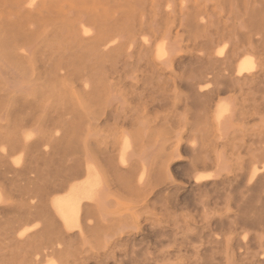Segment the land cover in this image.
<instances>
[{"label": "rangeland", "instance_id": "374dc122", "mask_svg": "<svg viewBox=\"0 0 264 264\" xmlns=\"http://www.w3.org/2000/svg\"><path fill=\"white\" fill-rule=\"evenodd\" d=\"M110 1L92 0L107 8L106 25ZM27 2L0 0V230L17 206L38 205L65 238L68 264H225L227 256L264 264V178L251 181L264 168L254 159L264 113L254 115L246 80L259 73L264 101V0H135L134 40L68 77V64L54 61L65 49L57 23L66 10L43 14ZM240 60L252 68L241 77ZM68 178L75 191L85 188L77 199L90 212L87 230L56 213L66 193L47 200Z\"/></svg>", "mask_w": 264, "mask_h": 264}, {"label": "bare ground", "instance_id": "6f19581e", "mask_svg": "<svg viewBox=\"0 0 264 264\" xmlns=\"http://www.w3.org/2000/svg\"><path fill=\"white\" fill-rule=\"evenodd\" d=\"M133 1H135V0H111L110 1L111 5H112L111 7L114 9V10L112 9L113 17H112V22L110 24H107V25L105 24V20H104L105 19V15L102 14V12H105V10H107V8L105 7L104 3L103 4L99 3V5H98L97 3L92 2V0H91V2L85 3L86 5L85 4H81V5H77L76 4V6H73V5L70 4V2H72L71 0H28L27 4L29 6H31V7H34V6L38 7L40 12L43 13V14H48L50 12L55 11L56 9H60V10L65 9L66 10V13L68 14V16L60 19V22L57 23L58 25H60V33L62 34V41L64 42V48L65 49H63L61 52L58 53V58L55 56L54 61H59L60 65L68 64L67 68H69V69L65 73V75L68 77V76H75V74H78L79 71L77 70V67H80L81 65H82L83 69H85V67L91 68V67H96L98 64H103L105 62V60H104L105 56L110 54V51L112 52L113 50L121 49L123 44L125 43L124 40H126V41L127 40H129V41L130 40H134L135 32L134 33L133 32L130 33V29H131L130 25L132 24L131 20L134 19L135 14H136L135 13L136 10H135V8L133 6V3H134ZM127 6L129 7V10H128ZM248 10H247V12H248ZM71 11H73V15H69V13ZM102 17H104V18H102ZM86 25H92L95 28V31H94V33L91 36H89V34H88V33L91 32L90 30H89V32L87 30L85 32V26ZM226 44H227V42H226ZM159 50H160V52L164 53L165 49L162 50V48H160ZM222 53H220V54H222ZM253 58H254V56H253ZM158 61H160V60H158ZM241 61L242 60H240V62ZM250 61H251V59H250ZM250 61H248V60L242 61L237 66L236 75L241 77V76H243L244 72L249 73L250 71H247V70H249V69L251 70L252 69V68H249V66L251 64ZM165 62H166L165 64H167V59L165 60ZM210 63L212 64V61ZM116 65H118V64H116ZM252 65H254V64H252ZM199 66H200V64H199ZM99 67H100V65H99ZM209 67H211V65ZM227 67L228 66H226V68ZM251 67H253V66H251ZM255 67L256 66L253 67L254 70H255ZM126 68H127V66H126ZM207 69H208V67H207ZM212 71L213 70H211L210 73ZM220 73H222V72H220ZM258 75H259V73L256 72V73H253L250 76L248 75L246 77V78H249V79H246L245 77H243L244 81H245V79L247 81L251 79L250 83H251L252 87H250V90H251V93H250L251 98H250V100H251V106L253 107V110L255 111L254 115H261L262 113H264V101L262 100V102H261L260 98L258 96V93L260 91L259 90L260 87L256 88V86H257L256 83H258L256 81V79L259 77ZM222 76H224V75H221V77H219V78H222ZM202 77H204V75ZM215 77H218V76L215 75L214 78ZM15 78H17V76ZM199 78H201V77H199ZM236 79H237V77H236ZM236 79H234V80H236ZM13 81H15V80H13ZM198 81H199V79H198ZM236 81L239 83L238 80H236ZM200 82H201V79H200ZM242 82H240V83H242ZM232 84H233V82H232ZM9 85H11V81H10ZM189 85H191V84H189ZM214 85H215V83H214ZM248 85H249V83H248ZM218 86H219V84H218ZM234 86H237V85L234 84ZM212 91H214V90H212ZM16 92H18V91H16ZM114 121H115V119H114ZM262 124H264V123H262ZM261 138H263V136ZM128 145H129V142L126 140L125 144L123 146V149L119 153V159H120V161L122 163H125L126 160H128V159H126V153H125V151L128 148ZM260 150H262V149H260ZM100 151H102V150H100ZM130 153H131V151H130ZM223 158H224V156H223ZM255 158L256 159L259 158V162L260 161H264V148H263L262 152L258 156L254 157V159ZM143 161H144V159H143ZM145 161H146V159H145ZM35 164H37V163H35ZM120 165H121V163H120ZM124 165H127V164H124ZM121 166H123V165H121ZM62 171H64V170H62ZM44 172H45V170H44ZM123 172H125V171H123ZM88 174H89V172H87V175ZM79 175H81V174H79ZM121 176L122 175H120V177ZM262 176L264 178V168L260 169V170L255 168L254 172L252 173V176H251V181H253L255 179H258L259 177L262 178ZM77 177H79V176H77ZM117 177L119 179V176H117ZM76 178H68L64 182H59V185H57L58 183H55L56 186H54L50 190V192L48 193L47 200H49L52 195H55V194H58V193H66L67 194L66 198L57 199V200L54 201V204H55L54 206L56 208V213L59 214V216L61 217L62 221L67 226H70V225L74 224V226L76 225L77 228H80L82 230H85V229L87 230V229L91 228V226L87 222V220L91 217L90 216V212L88 210V207L86 209V205L82 204L80 202V200L77 199L78 198L77 196L81 192H84L85 188L82 187L78 191H75L71 186H69L70 181L72 179H76ZM199 180H200V178H197L195 184L199 183ZM47 182H49V181H47ZM53 182H55V181H53ZM260 186H262V185H260ZM263 187H264V185H263ZM209 188H210V186H209ZM251 192H253V190ZM36 193L39 194V192H36ZM201 193H202V191H201ZM262 202H264V200L261 201V203ZM158 204L160 205V201H159ZM161 204H163V203L161 202ZM246 205H247V203H246ZM262 205H264V204L262 203ZM179 206H181V205H179ZM260 208H262V207H260ZM15 210L17 211L16 212L17 216L15 218H13L14 220L11 218L10 222L12 223V221H13V223L10 224L11 226L9 225L10 226L9 228H5V227L3 228L2 227L1 230H0V264H41L42 259H45V258H47L49 256L50 257L59 258L60 262L57 261V262H59V264H68V259H69L71 253H69V252L67 253L66 250L62 249V247H61L62 244L65 241V238L62 236V234L59 232V230L58 231H57V229L55 230L56 226L54 227L52 222H49L48 218H46L45 213H43V211L40 210L39 206L38 205H36V206L31 205V206H28L27 208H24V207L21 208V207L17 206V209H15ZM257 212H259V210ZM261 214H262V212H261ZM263 215H264V213H263ZM256 216H258V215H256ZM48 217H50V216H48ZM248 217L249 216H247V218ZM254 218L255 217L252 218V221H248L247 219H246V221H248L252 225H256L257 227H259L261 224H256V223H258L257 220H259V219H257V217H256V219H254ZM36 221H38L40 223V225H38L36 229L34 227V228H31V230H25L27 227H31L33 222H36ZM259 221H261V218H260ZM263 222L264 221H262V226H260L262 230L264 229V223ZM6 224H8V223H6ZM121 229H119V230H121ZM189 229L187 228L186 230H189ZM102 230L103 229H101V231ZM190 230L192 231V229H190ZM152 232H154V231L152 230ZM168 232H166V233H168ZM166 233H164V236L165 235L168 236V234H166ZM17 234H19V235H17ZM171 235H173V233H171L170 236ZM153 236H154V234H153ZM170 236H168V237H170ZM111 237H112V235L109 238L111 239ZM186 237H188V236H186ZM173 240H172V242H173ZM74 241H75V239H74ZM165 241H167V243L169 242L170 244H172L169 241V239H167ZM72 242H71V244L75 243V242L74 243H72ZM68 243H70V240L68 241ZM218 243H220V242H218ZM225 243H226L225 244L226 251H232L233 250L232 240L231 239L226 240ZM67 246H69V245H67ZM137 246H138V244H137ZM166 246H168V245H166ZM163 248H167V247L163 246ZM14 251H16V253ZM131 252H133L135 254L136 250H135V252L131 250ZM140 252H142V251H140ZM158 254H160V252ZM136 255H137V253H136ZM162 255H163V252H162ZM232 257L233 256L225 257V264H229V263L230 264H240V263H238V261H236ZM144 258H145V256H144ZM123 259L124 258H122V260ZM139 259L142 260L140 257H139ZM131 261H134V259L130 260V262ZM137 261H138V259H137ZM145 261H146V259H145ZM141 262H143V261H141ZM151 262H153V261H151ZM133 263L137 264V262H135V261ZM131 264H132V262H131ZM197 264H199V263H197ZM241 264H246V263L243 262Z\"/></svg>", "mask_w": 264, "mask_h": 264}]
</instances>
